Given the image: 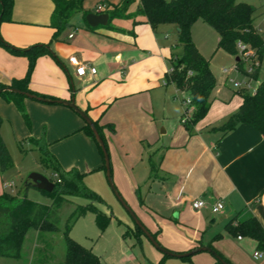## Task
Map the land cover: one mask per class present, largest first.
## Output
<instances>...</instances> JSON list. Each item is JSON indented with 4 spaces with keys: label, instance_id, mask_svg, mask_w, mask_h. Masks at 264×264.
<instances>
[{
    "label": "crops",
    "instance_id": "1",
    "mask_svg": "<svg viewBox=\"0 0 264 264\" xmlns=\"http://www.w3.org/2000/svg\"><path fill=\"white\" fill-rule=\"evenodd\" d=\"M122 1L84 0L82 12L71 17L55 40L52 0H14L11 18L1 23L0 34L17 49L44 45L51 51L37 59L29 88L63 101L74 99L101 129L117 191L163 248L182 254L210 247L228 264H264V252L254 240L226 230L230 221L236 224L251 217L264 228V136L246 124L228 134L219 130L239 109L240 96L231 105L210 98L205 118L187 128L185 108L175 101L178 96L181 100L182 92L165 84L173 58L174 45L166 41L171 36H164L162 27L155 33L145 17L137 14L140 0H133L127 10L132 18L113 19L111 28L86 23V14H109ZM196 23L192 38L205 58ZM172 30L176 36V27ZM71 59L95 68L96 73L77 76ZM28 64L26 57L0 47V83L9 85L13 79L24 78ZM24 106L32 124L28 137L45 139L64 171L78 170L89 187V176L106 174L104 158L77 113L64 105L28 98ZM0 116L21 128L20 112L3 98ZM150 156L156 164L154 173ZM198 199L207 207L195 211L192 203ZM217 201L225 208L213 214L211 205ZM257 252L263 257L255 259ZM153 256L156 264L218 262L209 252L189 260Z\"/></svg>",
    "mask_w": 264,
    "mask_h": 264
},
{
    "label": "trees",
    "instance_id": "2",
    "mask_svg": "<svg viewBox=\"0 0 264 264\" xmlns=\"http://www.w3.org/2000/svg\"><path fill=\"white\" fill-rule=\"evenodd\" d=\"M52 1L55 6L52 14V25L55 29L53 39L57 40L62 31L69 26L71 17L82 12L84 0ZM132 2L133 0H123L120 4L115 5L108 14L109 20L106 26L111 28L110 21L113 19L132 18L134 15L127 13ZM139 3L137 14L145 17L146 22L155 33H158L164 25L176 27V42L177 46L181 48V53L173 54L172 67L165 75V84L172 85L176 90L189 94L193 111L190 112L184 123L187 128L205 118L209 112L210 98L216 86L210 62L202 56L192 38V27L197 21L205 22L217 32L219 37L217 50H223L239 58L237 45L241 43L246 47L250 46L260 62L264 59V35L254 27L255 20L260 16V7L241 3L238 0H140ZM13 4L14 0H0V25L2 22L10 20ZM0 47L14 55L26 57L29 62L24 78L13 79L9 85L0 83V90L10 88L44 98L56 99L39 95L29 88L37 59L43 55L51 54L46 46L37 45L28 49H17L6 43L0 34ZM236 68L245 73L242 59L239 58ZM259 70L257 69L251 78L257 79ZM237 94L241 97V105L219 127V130L228 134L238 126L246 124L264 136V79L253 93L241 90ZM0 97L7 102H12L30 127V120L24 106L26 97L8 91L1 92ZM184 116L185 114H183ZM95 126L107 148L101 129L96 124ZM84 131L93 139L103 156L88 125L85 126ZM111 131H113L112 128ZM33 142L40 151L42 164L51 168L55 173V178H49L55 184L53 191L51 193L41 191L48 195L52 202L50 205H46L33 202L26 196L21 198L19 195L8 193L0 196V258L19 259L25 235L32 228L37 232V243L42 247L35 248L31 264H54L56 257L52 244L47 239V234L59 231L62 211L70 206H75L63 231L64 260L58 264H102L100 255L95 253L92 248L82 246L70 236L76 220L88 212L96 216V223L101 233L105 231L112 221V216L105 214L95 206V203H103L102 198L85 186L84 175L78 170L64 171L43 139L33 140ZM149 163L151 172L154 173L156 164L152 156L149 158ZM11 164V156L0 136V172L9 169ZM77 197L85 198L90 203L87 206L76 205L73 198ZM143 226L147 229L144 224ZM147 230L150 232L149 229ZM226 230L232 234L254 240L258 249L264 252V228L256 218L251 217L236 224L232 220L226 225ZM151 234L157 240V235ZM129 235H133L138 244H140L141 237L144 236L135 223L133 228L127 229L123 239L125 240ZM217 254L221 256L219 253ZM164 257L169 256L164 255ZM190 258L184 259L189 260ZM217 264L221 263L218 261Z\"/></svg>",
    "mask_w": 264,
    "mask_h": 264
},
{
    "label": "rangeland",
    "instance_id": "3",
    "mask_svg": "<svg viewBox=\"0 0 264 264\" xmlns=\"http://www.w3.org/2000/svg\"><path fill=\"white\" fill-rule=\"evenodd\" d=\"M238 1L257 8L260 7V16L255 20L254 27L264 35V0ZM172 26L173 25L162 26V29H164L163 35L166 36L167 34L169 37L171 36L166 41L167 43L171 42V46L174 45L173 54H180L181 48L177 46L176 36L174 35ZM196 27L197 32L195 34L197 41L201 46L202 52L205 53V58L210 60V69L216 82L211 100H216V103H220L221 101L227 105L239 101V95L234 96V92L243 89H236L230 80L250 83L251 90H249V92L253 93L264 79V59L261 61L257 79H250L244 73L236 70L237 61L235 56L223 50H217L219 38L217 32L213 28L201 20L196 23ZM168 40L171 41L169 42ZM237 50L238 56L242 59L244 68H246L254 58L247 59L245 58V54L246 52L253 51L250 46H247V49L243 52L238 48V45ZM169 67H172L171 62H169ZM224 68L231 70L230 76H226L223 73ZM180 97L181 100L178 96V99L175 101L184 109V100L190 99V96L188 93L182 92ZM230 99H232L231 102H229ZM20 119L21 128L12 123L13 121L4 119L0 116V136L12 159L11 167L0 172L1 194L18 192V194L22 193L23 196L25 195L33 202L50 205L52 202L51 198L35 188H29L23 193L24 184L32 173L42 174L47 178H55V173L51 168L45 167L42 164L40 151L33 142L36 137L32 135L28 137V134H30L32 130L31 122L30 127H28L22 116H20ZM98 177L97 174L89 176L88 179H92L93 183L88 180L92 185L90 187L85 185L102 198L103 203H95V206L105 214L111 215L112 221L105 231L101 233L96 223V216L88 212L74 223L70 232L71 238L86 248H92L95 253L101 256L102 264H156L157 262L154 261L153 255L159 253L163 256V254L154 247L148 238L142 236L141 245L137 243L133 235L127 236L125 240L123 239V235L127 229L129 227H134L133 219L111 189L106 174L103 172V175L100 176L102 178ZM73 201L76 205L82 206H87L90 203L87 199L82 197L73 198ZM74 209L75 206L65 208L61 213L59 231L47 234V239L51 242L53 253L56 257L54 264L62 263L64 260L65 243L63 240V231ZM39 246L41 245L37 243V232L31 228L25 235L20 258L17 260L0 258V264H31L33 252L35 248H39ZM173 261L180 260L173 259Z\"/></svg>",
    "mask_w": 264,
    "mask_h": 264
},
{
    "label": "water",
    "instance_id": "4",
    "mask_svg": "<svg viewBox=\"0 0 264 264\" xmlns=\"http://www.w3.org/2000/svg\"><path fill=\"white\" fill-rule=\"evenodd\" d=\"M85 20H86V23L88 24V26L95 28L99 25H106L108 23V20H109V15L108 14H101V15L88 14L85 16ZM236 61H239V58H236ZM7 91L13 92V93L18 94V95L25 96L28 99H32V100H35V101H38L41 103H45V104L64 105V106L72 109L75 113H77L85 121V123L90 127V129L94 135V138H95L97 144L100 146L101 151L103 153L106 177H107V180H108V183H109L111 189L114 191L115 195L117 196L119 201L122 203V205H124V207L127 209L128 213L130 214V216L133 219V222L140 228V230L142 231L144 236L150 240V242L154 245V247L158 251H160L164 255H167L169 257L178 258V259L188 258V257H191L197 253H200V252H209L212 255H214V257L217 259V261H219L221 264H228L221 256H219L210 247H199V248H196V249H194L188 253L177 254V253H173L171 251L166 250L157 242V240L143 226L140 219L132 211V209L128 206V204L121 197L120 193L117 191V189L113 183V180H112L110 157H109V153L107 151L106 145H105L102 137L100 136L94 122L89 118V116L84 111L80 110L76 106L74 99H72L71 101H63L60 99H49V98H44V97L37 96L34 94H30V93H24V92H21L19 90L10 89V88L1 89L0 93L1 92H7ZM54 186H55V184L52 181H50L49 178L45 177L44 175L32 173L27 178V180L24 184L23 193L26 192L29 188H35L39 191H45L47 193H51L54 189ZM19 195H20L19 197H22V198L25 197V195L23 196L22 193H20Z\"/></svg>",
    "mask_w": 264,
    "mask_h": 264
},
{
    "label": "built area",
    "instance_id": "5",
    "mask_svg": "<svg viewBox=\"0 0 264 264\" xmlns=\"http://www.w3.org/2000/svg\"><path fill=\"white\" fill-rule=\"evenodd\" d=\"M102 6H99L97 8V11H101L102 10ZM238 48L245 52V50L247 49V47L245 45H242L241 43L238 44ZM245 58L247 59H251V58H254L253 61H251L245 69V75L250 78V79H253L251 78V75L257 70V69H260L261 67V62L260 60L257 58V56L255 55V52H246L245 54ZM71 62L73 63V65L76 66V75L79 76V77H82L86 74L87 71H90L91 74H95L96 73V69L95 68H87L86 65H81L79 64L78 62H76L75 59H71ZM236 70H238L236 68ZM239 71V70H238ZM223 73L226 75V76H230L231 74V70H228L226 68L223 69ZM231 83L233 84V86L236 88V89H243V90H251V87H250V83L248 82H237V81H233V80H230ZM185 101V110H184V114L185 116L183 117V123L186 122L187 120V117L188 115L190 114V108L192 107L191 106V98L190 99H187V100H184ZM207 207V203L202 200V199H198V200H195L193 203H192V208L195 210V211H198V210H201V209H204ZM225 206H224V203L222 201H217L215 203H213L211 205V211L213 214H219L221 213L223 210H224ZM254 257L255 259H260L263 257V254L260 253V252H257L254 254Z\"/></svg>",
    "mask_w": 264,
    "mask_h": 264
}]
</instances>
